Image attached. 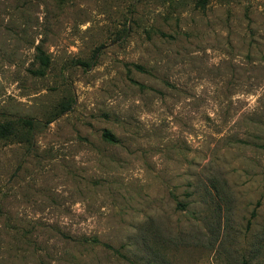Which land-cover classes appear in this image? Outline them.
I'll use <instances>...</instances> for the list:
<instances>
[{"label": "rangeland", "instance_id": "obj_1", "mask_svg": "<svg viewBox=\"0 0 264 264\" xmlns=\"http://www.w3.org/2000/svg\"><path fill=\"white\" fill-rule=\"evenodd\" d=\"M8 122L0 264H264V0H0Z\"/></svg>", "mask_w": 264, "mask_h": 264}, {"label": "trees", "instance_id": "obj_2", "mask_svg": "<svg viewBox=\"0 0 264 264\" xmlns=\"http://www.w3.org/2000/svg\"><path fill=\"white\" fill-rule=\"evenodd\" d=\"M40 50V49H39ZM39 59L41 61V63L43 65H47L48 64V58L45 56V54L40 50V56ZM23 124L29 127L33 126L32 121L30 120H22ZM13 124L11 123H0V139H6L8 137H10L11 135H13L15 132L14 128H13ZM104 137L106 138V140H109L111 142H114L116 139L115 137L108 132L104 133Z\"/></svg>", "mask_w": 264, "mask_h": 264}]
</instances>
